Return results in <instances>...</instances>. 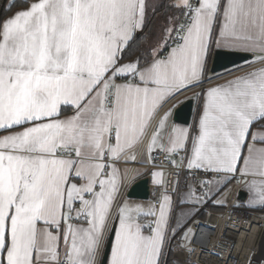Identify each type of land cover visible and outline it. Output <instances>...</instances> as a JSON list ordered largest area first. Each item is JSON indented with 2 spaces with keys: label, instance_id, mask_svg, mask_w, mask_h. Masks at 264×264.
Segmentation results:
<instances>
[{
  "label": "snow or ice",
  "instance_id": "obj_1",
  "mask_svg": "<svg viewBox=\"0 0 264 264\" xmlns=\"http://www.w3.org/2000/svg\"><path fill=\"white\" fill-rule=\"evenodd\" d=\"M16 2L0 11V264H227L197 255L195 217L234 180L236 207L264 211V0ZM213 50L259 67L215 83ZM196 88L194 125H170L165 106ZM138 156L147 204L122 194Z\"/></svg>",
  "mask_w": 264,
  "mask_h": 264
},
{
  "label": "built area",
  "instance_id": "obj_2",
  "mask_svg": "<svg viewBox=\"0 0 264 264\" xmlns=\"http://www.w3.org/2000/svg\"><path fill=\"white\" fill-rule=\"evenodd\" d=\"M248 65H239L219 74L216 80H222L235 76L249 69ZM153 164L156 167L166 169L167 180L169 181L168 188L171 190L174 184L171 183L176 179V169L171 168L165 158V154L161 151L153 152ZM141 156H138L137 161L131 163L129 170L135 171L140 164ZM123 162V161H122ZM122 162L120 165H122ZM147 169H152V165L146 163ZM219 178V177H217ZM180 187L186 183L185 174L181 173ZM199 179V176L197 177ZM134 178L126 182L122 189L123 196L127 195L130 186L134 182ZM191 182V181H190ZM228 203L222 211H211L205 218L196 219L199 227L197 228V236L195 247L197 255H200V248L211 249L214 246L218 250H222L226 255L230 253V258L227 264H247V257L253 252L256 253L254 264H258L261 259H264V215L247 210L242 207H236L240 203V192L244 190L241 184L235 180L225 189ZM157 193V188L150 182V198L154 199ZM223 242V243H222ZM226 245H233L230 249ZM207 254H204L203 260H207ZM203 260L199 264H203ZM213 264H216L213 258Z\"/></svg>",
  "mask_w": 264,
  "mask_h": 264
},
{
  "label": "water",
  "instance_id": "obj_3",
  "mask_svg": "<svg viewBox=\"0 0 264 264\" xmlns=\"http://www.w3.org/2000/svg\"><path fill=\"white\" fill-rule=\"evenodd\" d=\"M252 53H237L234 55H220L217 56L216 51L214 52V56L211 63V73L217 74L219 72H222L224 70L243 65L248 63V60L245 59L251 58ZM194 104L195 101L192 98H189L182 102L175 110L174 113V121L181 124L188 125L191 122L193 111H194ZM132 193L131 197L129 198H136V199H150V178L149 177H143L138 180H136L129 188L127 192ZM245 190H242L240 192V200L243 201Z\"/></svg>",
  "mask_w": 264,
  "mask_h": 264
},
{
  "label": "crops",
  "instance_id": "obj_4",
  "mask_svg": "<svg viewBox=\"0 0 264 264\" xmlns=\"http://www.w3.org/2000/svg\"><path fill=\"white\" fill-rule=\"evenodd\" d=\"M14 11H16V9L14 10ZM13 11V12H14ZM11 15V14H10ZM216 50H213V52H212V54L210 55V57H209V62H208V67H209V69L211 68V63H212V59H213V56H214V52H215ZM245 65H248V63H246ZM255 67H259V65H255V64H253L249 69H247V70H245L244 72H249V71H252L253 70V68H255ZM244 72H242V73H240V74H237V75H235V76H239V75H242ZM222 73H223V71H222ZM210 75H213L214 77H217L219 74H221V72H219V73H217V74H213V73H211V70H210V73H209ZM234 76H231V77H229V78H226V79H222V80H216V81H214L215 83H223L224 81H226V80H230V79H232ZM205 87H207V85H205ZM200 91V89L199 88H196V89H192V90H189V91H185L183 94H181V95H179L177 98H176V100H174V101H172L171 103H169L168 105H166L165 106V110H167L168 108H171L172 107V104H177V106L172 110V115H171V117L169 118V124L170 125H172V124H175V125H178V126H182V127H187V126H190V125H194V123H195V121H196V119L198 118V113H199V107H198V103L195 101V104H194V111H193V115H192V119H191V122L188 124V125H186V124H181V123H177V122H175L174 121V113H175V110H176V108L182 103V102H184L185 100H187V99H189V98H192L193 97V93L194 92H199ZM177 101H179L180 103H177ZM158 151V150H157ZM133 161H129L128 163H124V162H122V165H119V167L121 168V169H130L131 168V163H132ZM146 163H147V161H146V159H145V157L144 156H141V160H140V164L136 167V169H135V171H139L140 173H141V175H139V176H136L134 179V182L136 181V180H138V179H140V178H143V177H149L150 178V182L152 183V177H151V175H150V173H151V171L153 170V169H150V170H148L147 169V166H146ZM157 168H159V167H157ZM217 179H220L221 180V182H223V177L221 176V177H219V178H217ZM133 182V183H134ZM187 182H190V181H187ZM153 184V183H152ZM184 185H185V183L180 187V191L181 192H183L185 189H184ZM245 190V189H244ZM246 191V190H245ZM223 194H226V190H225V193H222L220 196H218L217 197V199L219 200V197H221V199L220 200H223L224 199V195ZM127 196V195H126ZM130 199H132L133 201H136V202H141V203H145V204H147V203H149L150 201H152L153 199L151 198V200L150 201H145V200H142V199H136V198H130ZM217 205V207H224V206H221V205H219V204H216ZM184 209H188V208H191V205H183L182 206ZM211 211H209L208 213H207V215L210 213ZM206 215V216H207ZM198 219H200V218H198Z\"/></svg>",
  "mask_w": 264,
  "mask_h": 264
},
{
  "label": "trees",
  "instance_id": "obj_5",
  "mask_svg": "<svg viewBox=\"0 0 264 264\" xmlns=\"http://www.w3.org/2000/svg\"><path fill=\"white\" fill-rule=\"evenodd\" d=\"M7 4H8V0H0V11H2V15L3 16H8L11 14V12H8V11H3L6 7H7ZM21 7H24V3H23V0H17L16 2V7L12 9V11H14L15 9L17 8H21ZM163 19H165L164 17V14H163V10L161 11V13L157 14L153 20H152V24L150 25L149 29L147 31H157V28L159 27L160 24H163ZM162 20V21H160ZM162 22V23H161ZM143 40L139 41V43L143 44ZM231 185L228 184L227 188ZM226 188V189H227ZM243 201L240 200V203H242ZM243 208V207H242ZM224 209V207H217L216 204H212V203H209L206 207L202 208L200 213L195 217V219H198V218H205L207 213L209 211H215V212H218V211H222ZM247 209V208H245ZM247 210H250V209H247ZM250 211H253V210H250ZM253 212H256L258 214H262L264 215V211H259V210H256V211H253Z\"/></svg>",
  "mask_w": 264,
  "mask_h": 264
},
{
  "label": "rangeland",
  "instance_id": "obj_6",
  "mask_svg": "<svg viewBox=\"0 0 264 264\" xmlns=\"http://www.w3.org/2000/svg\"><path fill=\"white\" fill-rule=\"evenodd\" d=\"M160 21H162V20H160ZM163 21H164V19H163ZM162 23V22H161ZM162 24H160L159 25V27L161 26ZM159 27L157 28V31L159 30ZM223 195H225V194H223ZM125 198H129V197H127V196H124ZM221 199V197H219V200ZM151 200V198L150 199H145V201H150Z\"/></svg>",
  "mask_w": 264,
  "mask_h": 264
}]
</instances>
